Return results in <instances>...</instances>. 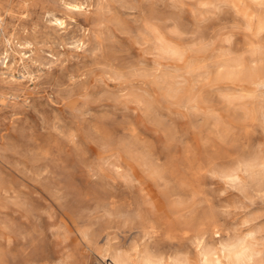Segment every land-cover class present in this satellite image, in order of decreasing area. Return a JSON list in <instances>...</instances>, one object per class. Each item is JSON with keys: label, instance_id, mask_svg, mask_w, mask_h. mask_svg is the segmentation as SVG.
<instances>
[{"label": "rangeland", "instance_id": "1", "mask_svg": "<svg viewBox=\"0 0 264 264\" xmlns=\"http://www.w3.org/2000/svg\"><path fill=\"white\" fill-rule=\"evenodd\" d=\"M262 4L0 0V264H264Z\"/></svg>", "mask_w": 264, "mask_h": 264}, {"label": "snow or ice", "instance_id": "2", "mask_svg": "<svg viewBox=\"0 0 264 264\" xmlns=\"http://www.w3.org/2000/svg\"><path fill=\"white\" fill-rule=\"evenodd\" d=\"M262 6H264V4H262ZM262 223H264V221H262ZM217 236H220V233H217ZM220 238L223 239L222 236H220ZM210 242H211V243H215L216 241L210 239ZM107 264H111V261H110V260L107 261Z\"/></svg>", "mask_w": 264, "mask_h": 264}, {"label": "bare ground", "instance_id": "3", "mask_svg": "<svg viewBox=\"0 0 264 264\" xmlns=\"http://www.w3.org/2000/svg\"><path fill=\"white\" fill-rule=\"evenodd\" d=\"M73 5V4H72ZM55 21H59V23H61V20H59V18L58 19H55Z\"/></svg>", "mask_w": 264, "mask_h": 264}]
</instances>
